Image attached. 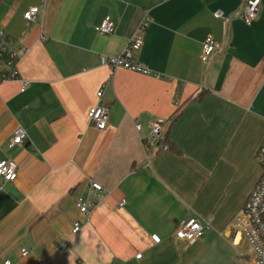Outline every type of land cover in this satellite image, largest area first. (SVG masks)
I'll return each instance as SVG.
<instances>
[{
	"label": "crops",
	"instance_id": "1",
	"mask_svg": "<svg viewBox=\"0 0 264 264\" xmlns=\"http://www.w3.org/2000/svg\"><path fill=\"white\" fill-rule=\"evenodd\" d=\"M259 1L246 24L235 15L246 0H0V34L26 50L21 80L0 83V160L16 165L13 181L0 178V261L247 263L248 249L232 242L228 227L261 175ZM31 8L38 12L28 23ZM106 16L114 30L100 35ZM144 16L133 58L157 77L101 65L126 47ZM207 37L217 48L202 60ZM98 102L109 108L102 131L89 123ZM156 119L164 124L152 138ZM17 128L26 133L22 145L11 144ZM191 217L208 227L187 243L175 232Z\"/></svg>",
	"mask_w": 264,
	"mask_h": 264
},
{
	"label": "built area",
	"instance_id": "2",
	"mask_svg": "<svg viewBox=\"0 0 264 264\" xmlns=\"http://www.w3.org/2000/svg\"><path fill=\"white\" fill-rule=\"evenodd\" d=\"M259 0H246L243 8L235 13L244 23L250 24L258 15ZM38 12V8H31L23 14V19L26 22H32ZM216 18L222 19L225 23L228 18L224 17L220 11L214 13ZM148 24V18L140 21L136 32L129 39L126 47L120 52L102 56L100 58L101 65L108 66L112 69H125L141 75L155 76L150 69L133 58V53L138 51L143 44V33ZM115 23L106 16L102 22L96 27V31L100 35H109L114 30ZM217 48L215 41L207 37L202 43L201 59L205 60ZM25 49H20L16 43L3 37L0 34V83L13 82L21 80L17 70L21 55L25 53ZM21 89L23 92L27 86V81H21ZM98 99L102 96V89L96 93ZM109 122V108L98 102L92 110L89 123L96 129L102 131L106 129ZM164 121L156 119L149 124V134L152 138H156L161 134ZM139 130V125L135 126ZM26 139V133L22 128H17L11 138L12 145H22ZM162 150H166V145H161ZM256 162L261 169V175L256 182L254 188L245 201V204L240 212L230 223L228 230L232 234V242L236 245L245 242L248 253L246 264H264V139L256 153ZM16 177V165L10 160H0V178L3 181H13ZM90 187L95 191H101V186L91 182ZM77 208L82 214H87L88 205L81 200L76 203ZM208 223L201 221L199 218L191 217L186 219L177 231L175 237L187 243H193L195 240L202 237ZM80 228L79 223H74L73 233H76ZM152 241L154 238H151ZM21 256H26L28 252L21 249ZM0 264H11L10 260L3 259Z\"/></svg>",
	"mask_w": 264,
	"mask_h": 264
},
{
	"label": "rangeland",
	"instance_id": "3",
	"mask_svg": "<svg viewBox=\"0 0 264 264\" xmlns=\"http://www.w3.org/2000/svg\"><path fill=\"white\" fill-rule=\"evenodd\" d=\"M242 245H243V244H242ZM244 245H245V246H244ZM244 245L242 246V250H243V252L247 250V246H246L245 242H244Z\"/></svg>",
	"mask_w": 264,
	"mask_h": 264
}]
</instances>
